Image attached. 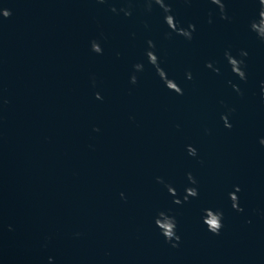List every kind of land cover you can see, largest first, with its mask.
I'll list each match as a JSON object with an SVG mask.
<instances>
[{
    "label": "water",
    "instance_id": "obj_1",
    "mask_svg": "<svg viewBox=\"0 0 264 264\" xmlns=\"http://www.w3.org/2000/svg\"><path fill=\"white\" fill-rule=\"evenodd\" d=\"M170 2L195 25L191 41L166 38L163 13L142 0H0L11 11L0 16V264H264V42L248 28L259 5L225 0L227 21L208 0ZM147 40L182 95L148 63ZM225 49L248 52L246 81ZM189 172L199 194L175 204L156 177L182 197ZM204 208L223 212L219 234ZM159 210L176 218V248L154 224Z\"/></svg>",
    "mask_w": 264,
    "mask_h": 264
},
{
    "label": "clouds",
    "instance_id": "obj_2",
    "mask_svg": "<svg viewBox=\"0 0 264 264\" xmlns=\"http://www.w3.org/2000/svg\"><path fill=\"white\" fill-rule=\"evenodd\" d=\"M98 3H105L107 0H97ZM126 3H130L131 0H125ZM144 4L145 11L151 12L153 5L157 6L161 12L163 13V20L165 24L168 26L169 31L165 33L166 38H170L173 33L177 36L183 37L185 40L191 41L193 39V33L195 32V25L191 22L187 23V26H183L179 20L175 18L172 14V6L170 0H142ZM184 3H191L192 0H183ZM210 4L216 5L219 18L221 20L231 21L232 17L228 15L226 9L225 0H208ZM255 2L259 5L258 13L255 17L249 20L248 28L251 32H254L257 38L264 42V0H255ZM110 11L116 13L121 12L124 16H130L131 8L130 7H121L117 9L116 7H110ZM11 15V11L7 8H0V16L4 18H8ZM212 17L211 14L208 18V23L211 24ZM147 48L144 51V55L149 64L153 66L157 76L163 82L165 87L170 91H174L178 95L183 94V90L178 86V84L171 78L168 77L165 70L160 66V58L156 55L155 43L152 40L146 41ZM90 48L93 52L97 54H102V48L100 43L93 39L90 41ZM119 55V53H117ZM224 58L231 70V72L241 81L247 80L246 73V62L245 57L248 56V52L244 49H239L237 54L234 56L231 53L230 49L224 50ZM205 67L211 69L213 72L218 73L220 70L218 67L214 65L212 61H206ZM144 71L143 62H136L132 65V72L129 75V82L131 84L137 83V73ZM185 78L188 80L192 79V74L190 71L185 72ZM93 85L95 84V80L93 79ZM231 87L238 95H243V92L238 84L229 81ZM260 95L261 99L264 100V80L260 82ZM97 99H102L100 94L95 93ZM6 102V101H5ZM234 108H228L226 112L221 113V120L223 122L224 127L231 128L232 125L228 119L229 115L234 112ZM94 131H99V129L94 128ZM259 143L264 146V137L259 139ZM186 151L188 155L195 157L197 155V150L192 145H186ZM187 180L189 182V186H186L184 189L183 196H179L175 189L171 186V184L167 183L163 180L162 177H156L158 183L164 185L167 189L168 193L173 196V203L181 204L183 202H187L190 197L195 198L198 196V188L196 178L189 172L186 173ZM233 191L228 193V197L231 201V207L237 212H242L243 208L239 205V198L236 195L240 191V187L238 185H233ZM121 197H124L123 193H120ZM201 220L206 225V228L209 232L213 234H219L220 230L223 227V212L220 209L213 208H204L202 210ZM155 226L159 229L160 234L164 237L165 241L170 244L171 247L176 248L179 246L180 236L177 234V221L174 215L170 214V210H159L155 217L153 218ZM250 223V221H249ZM9 229L11 230V226L9 225ZM51 260V257H49Z\"/></svg>",
    "mask_w": 264,
    "mask_h": 264
}]
</instances>
